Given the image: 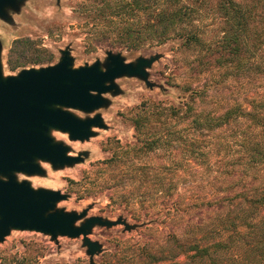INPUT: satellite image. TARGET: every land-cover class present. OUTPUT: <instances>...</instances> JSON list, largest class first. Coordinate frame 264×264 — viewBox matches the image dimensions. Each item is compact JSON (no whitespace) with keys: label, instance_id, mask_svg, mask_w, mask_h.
<instances>
[{"label":"rangeland","instance_id":"374dc122","mask_svg":"<svg viewBox=\"0 0 264 264\" xmlns=\"http://www.w3.org/2000/svg\"><path fill=\"white\" fill-rule=\"evenodd\" d=\"M102 1L18 0L16 7H8L7 17L0 16L1 65L4 77H8L18 75L23 69L55 65L66 50L70 51L74 68L99 60L106 69L108 51L121 53L126 62H137L141 56L157 57L147 68L150 84L143 78L124 75L115 80L117 91L104 94L107 103L101 108L91 112L69 109L84 119L102 115L104 126L93 127L94 134L89 139L73 140L68 132L52 129V137L66 144L69 154L84 156L82 162L61 167L38 160L44 173H16L18 181L27 180L36 189L61 190L67 194L66 199L57 203L56 209L67 212L87 209L86 217L76 225H81L88 217L102 216L112 221L122 218L130 228L125 224H96L89 237L98 241L102 249L93 257L83 236L59 234L54 238L36 230L12 229L0 241V264H10L16 257L31 256H36L35 264H114L122 258L126 261L139 258L147 248L157 250L175 246L174 233L205 224L209 216L217 213L214 208L201 210L199 204L192 209L193 215L184 211L187 179L196 181L193 189L196 195H205L209 189L224 195L251 187L264 177L263 166L244 178L247 172L243 165L244 152L234 143L238 142L239 138L235 139L239 131L250 130L249 122L244 128L228 126L212 131L209 139H213V149H206L208 156L205 158H191V163L180 140L155 151L142 148L140 154L132 151L130 155L125 154L142 146L143 140L155 132L175 131L179 136L183 129H192L191 120L171 116L170 109L167 117L163 115L164 120L159 119L160 107H183L194 92L196 110L220 115L228 107L245 101L248 94L252 95L251 91L256 92V96L264 92V82L257 80L246 84L234 78V66L213 67L215 63L211 64V60L210 65L202 63L211 55L206 46L188 47L175 39L134 50L115 43L113 38L99 36L96 32L100 27L93 25L94 15H89L85 9L94 3L102 4ZM197 25L202 38L211 42L216 50L222 21L208 18ZM144 113L154 115L149 124L143 123V132L139 134L135 121ZM189 132L196 133L193 137L205 138L196 130ZM259 139L264 140V133ZM204 159L211 164H201ZM224 159H227L226 165ZM172 163L183 166L170 171ZM156 178L163 181L160 191L164 193L168 190L167 180L178 179V190L165 197L162 192H156L160 189V184L154 182ZM234 181L237 182L234 184ZM155 194L159 195L157 199L146 198L145 201V197Z\"/></svg>","mask_w":264,"mask_h":264},{"label":"trees","instance_id":"16d2710c","mask_svg":"<svg viewBox=\"0 0 264 264\" xmlns=\"http://www.w3.org/2000/svg\"><path fill=\"white\" fill-rule=\"evenodd\" d=\"M101 3H94L85 9L86 13L94 15L93 25L100 27L96 32L99 36L113 38L115 43L134 50L175 39L183 41L188 47L206 46L210 48L211 55L202 63L210 65L211 60V64L215 63L213 67L234 66V78L246 81V84L257 80L264 82V0H104ZM208 18L222 21L216 50L198 31V22ZM251 93L245 101L228 107L220 115H207L196 110L194 92L183 107H160L157 113L159 119H163L164 114L167 117L166 112L170 109L171 116L191 120L192 129L208 139L193 137L196 133H190L191 128H185L188 131L183 129L179 136L175 131L168 134L155 132L152 137L145 138L144 143L142 141V146L138 145L125 154L130 155L131 151L140 154L142 148L155 151L180 140L188 162L193 160L191 158H205L208 156L206 149H213V139H209L212 131L228 126L244 128L249 122L250 130L239 131L235 139L239 138V143H234L239 144L244 152L243 165L247 170L244 178L252 176L254 173L251 171L264 166V140L259 139L264 133V92L257 96L254 95L256 92ZM152 115L144 113L136 119L135 129L139 134L143 132V123L147 125L151 122ZM201 164L211 163L204 159ZM130 165L136 167L134 163ZM181 166L172 163L169 170ZM160 179L154 181L160 184L156 192H162L166 197L178 190V179H166L168 190L165 193L160 191L163 190ZM185 184L184 204L187 207L184 211L187 214L193 215L192 209L198 204L201 210L214 208L217 213L209 216L205 224L186 227L183 233H174L172 239L175 246L157 250L147 248L135 260L122 258L114 264H264V177L251 187L224 195L210 189L205 195H196L193 191L196 181L187 179ZM158 197V194L148 195L145 201L146 198L155 200ZM182 256L183 260L180 259ZM35 258L16 257L10 264H35Z\"/></svg>","mask_w":264,"mask_h":264},{"label":"water","instance_id":"95a60500","mask_svg":"<svg viewBox=\"0 0 264 264\" xmlns=\"http://www.w3.org/2000/svg\"><path fill=\"white\" fill-rule=\"evenodd\" d=\"M18 0H0V16L7 17L8 7ZM0 42V241L12 229L36 230L69 237L83 236L93 257L102 245L89 237L96 225H130L102 216L88 217V210L67 212L56 209L66 199L61 190L34 188L27 181H18L16 173L42 174L38 160L54 166H66L84 160L82 154L71 155L70 148L57 142L52 129L68 132L73 140L89 139L95 126L103 127V117L97 114L80 118L69 109L91 112L107 103L104 94L117 91L115 80L124 75L148 80V70L157 57L141 56L137 62H126L121 53L108 51L106 69L98 60L92 65L73 67L69 50L60 62L42 68L23 69L18 75L4 77Z\"/></svg>","mask_w":264,"mask_h":264}]
</instances>
